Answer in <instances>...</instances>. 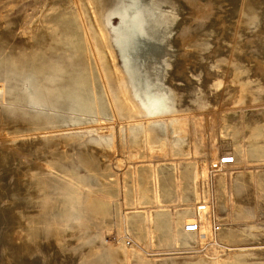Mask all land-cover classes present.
Wrapping results in <instances>:
<instances>
[{
  "label": "rangeland",
  "instance_id": "rangeland-1",
  "mask_svg": "<svg viewBox=\"0 0 264 264\" xmlns=\"http://www.w3.org/2000/svg\"><path fill=\"white\" fill-rule=\"evenodd\" d=\"M0 264H264V0H0Z\"/></svg>",
  "mask_w": 264,
  "mask_h": 264
},
{
  "label": "built area",
  "instance_id": "built-area-1",
  "mask_svg": "<svg viewBox=\"0 0 264 264\" xmlns=\"http://www.w3.org/2000/svg\"><path fill=\"white\" fill-rule=\"evenodd\" d=\"M234 163V157L231 154H224L223 156H221L220 158H218V160L216 161L215 165V169L220 168L222 166H226L229 164ZM204 206L199 205L197 207V210H203ZM183 230L185 232H189V233H194V232H198L199 231V223L197 221H190V222H186L183 224Z\"/></svg>",
  "mask_w": 264,
  "mask_h": 264
},
{
  "label": "bare ground",
  "instance_id": "bare-ground-1",
  "mask_svg": "<svg viewBox=\"0 0 264 264\" xmlns=\"http://www.w3.org/2000/svg\"><path fill=\"white\" fill-rule=\"evenodd\" d=\"M187 233H189V232H187Z\"/></svg>",
  "mask_w": 264,
  "mask_h": 264
}]
</instances>
